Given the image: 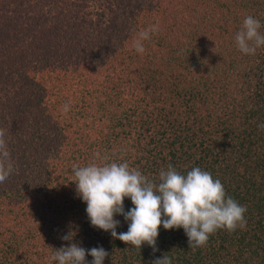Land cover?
<instances>
[{
	"label": "trees",
	"instance_id": "trees-1",
	"mask_svg": "<svg viewBox=\"0 0 264 264\" xmlns=\"http://www.w3.org/2000/svg\"><path fill=\"white\" fill-rule=\"evenodd\" d=\"M249 15L264 34V0H0V129L13 166L0 183V264H58L72 242L103 247L104 264H264V46L244 54L234 39ZM111 162L157 184L169 165L208 171L246 207V227L189 248L182 228L161 226L158 251L139 252L92 227L76 192L74 167Z\"/></svg>",
	"mask_w": 264,
	"mask_h": 264
},
{
	"label": "clouds",
	"instance_id": "clouds-1",
	"mask_svg": "<svg viewBox=\"0 0 264 264\" xmlns=\"http://www.w3.org/2000/svg\"><path fill=\"white\" fill-rule=\"evenodd\" d=\"M261 23L249 15L234 39L238 49L244 54L254 55L257 48L264 46V34L259 30ZM158 25L140 31L133 43L138 53L145 51L144 42L150 40V33L156 32ZM68 106H64V111ZM264 128V124L259 125ZM6 131L0 129V183L6 181L13 172L10 153L7 149ZM76 192L86 203V213L91 226L110 232L113 239L141 250L146 244L153 253L158 251L157 238L162 226L165 230L183 229L188 238L189 248H203L209 237L217 230L233 232L244 229L246 207L226 194L219 179H213L208 171L194 167L186 175L171 165L159 173V183H155L139 170L124 163H90L73 168ZM125 198H130L133 207L127 212ZM122 215L128 222L126 232L117 233L120 221L114 217ZM71 242V234L63 237ZM86 256H91V264H104L109 253L103 247L90 250L72 242L70 246L57 249L51 257L58 264H89ZM151 264H172L167 255L157 258Z\"/></svg>",
	"mask_w": 264,
	"mask_h": 264
},
{
	"label": "rangeland",
	"instance_id": "rangeland-1",
	"mask_svg": "<svg viewBox=\"0 0 264 264\" xmlns=\"http://www.w3.org/2000/svg\"><path fill=\"white\" fill-rule=\"evenodd\" d=\"M19 15L25 20L26 24H28L29 22H32V20H31L32 16H28V12L26 10L25 11H21V13ZM2 18L3 17H0V22H1ZM35 19L33 21H35ZM43 25H44V23H43Z\"/></svg>",
	"mask_w": 264,
	"mask_h": 264
}]
</instances>
